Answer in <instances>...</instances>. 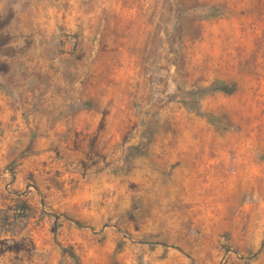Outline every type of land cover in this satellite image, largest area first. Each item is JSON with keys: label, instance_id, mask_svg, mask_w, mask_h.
Here are the masks:
<instances>
[{"label": "rangeland", "instance_id": "374dc122", "mask_svg": "<svg viewBox=\"0 0 264 264\" xmlns=\"http://www.w3.org/2000/svg\"><path fill=\"white\" fill-rule=\"evenodd\" d=\"M5 215L0 264H264V0H0Z\"/></svg>", "mask_w": 264, "mask_h": 264}, {"label": "trees", "instance_id": "16d2710c", "mask_svg": "<svg viewBox=\"0 0 264 264\" xmlns=\"http://www.w3.org/2000/svg\"><path fill=\"white\" fill-rule=\"evenodd\" d=\"M234 90V87L231 86L228 88V92H231ZM25 205L24 204H18L15 206L14 208V211H20L22 214L25 212ZM21 216H24V215H21ZM8 217L7 215L5 216H0V221H8ZM71 256L75 259V261L77 262V257L74 255V253H71Z\"/></svg>", "mask_w": 264, "mask_h": 264}]
</instances>
